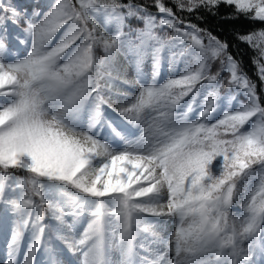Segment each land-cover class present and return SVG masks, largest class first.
I'll list each match as a JSON object with an SVG mask.
<instances>
[{"label": "snow or ice", "instance_id": "snow-or-ice-1", "mask_svg": "<svg viewBox=\"0 0 264 264\" xmlns=\"http://www.w3.org/2000/svg\"><path fill=\"white\" fill-rule=\"evenodd\" d=\"M221 4L234 8L229 19L264 24V0H178L188 11ZM155 6L159 21L118 0H53L28 17L0 0V222L12 224L2 264H39L38 250L49 255L43 264H64L51 258L53 240L76 254L71 264H264V95L238 74L226 42L182 26L162 0ZM129 18L145 27L132 29ZM9 23L26 24L24 39L10 38ZM237 39L256 49L264 83V29ZM13 41L25 46L23 58ZM101 47L103 60L94 55ZM174 48L183 71L163 84L154 71L149 82L141 62L150 57L155 69ZM120 56L136 79L114 93ZM106 96L116 98L119 123L103 108H112ZM145 124L130 138L128 125ZM240 199L243 211L230 213Z\"/></svg>", "mask_w": 264, "mask_h": 264}, {"label": "trees", "instance_id": "trees-1", "mask_svg": "<svg viewBox=\"0 0 264 264\" xmlns=\"http://www.w3.org/2000/svg\"><path fill=\"white\" fill-rule=\"evenodd\" d=\"M119 3L122 4H136L143 8H146L148 13L153 16L159 17V10L155 6L156 0H118ZM164 5L172 10V13L177 17L178 20L182 22V26L187 24H194L199 29L210 32L213 36L217 37L221 42H226L228 45V54L233 57V59L237 62L239 73L245 75L249 80L256 84L258 95H264V83L261 82L258 65L255 62L258 53L256 49L251 47L246 42H241L237 39L240 35H246L252 31H259L264 29V24L253 22L249 19H246L244 16H238L233 19H229L227 17L233 16L235 13L234 8H231L225 4H221L218 8H214L211 11L206 10L204 8H198L192 11L181 10L178 7V0H162ZM187 0H185V3ZM73 3H76V0H73ZM215 13V14H213ZM125 24L130 26L132 29H142L144 23L137 18H129L125 21ZM25 24L20 23L19 26L22 27ZM124 31H128V27H125ZM157 35L161 37H167L171 34L170 28L168 26H161L156 31ZM135 37H133L134 39ZM95 57H98L100 60L104 58L103 48H97L94 53ZM128 59L124 56H120L116 58V67L118 71L112 72V76L119 78L124 69L127 66ZM219 68L218 63H214L212 66V72L215 73ZM177 78V76H173L169 79ZM230 78V74L228 72H223L220 76L221 87L219 89L220 94L224 95L228 91L227 79ZM168 80V79H167ZM166 81V80H165ZM164 81V82H165ZM162 82V84L164 83ZM114 103H116V98L114 97ZM149 125L145 124L141 126L140 130L137 132L135 136H139L141 132L144 131V128H148ZM154 129H150V134ZM130 137V138H134ZM230 138V137H225ZM243 176V173H238L237 177H233L234 180L237 181V186L240 185V177ZM147 186V185H146ZM236 189H234V193ZM239 210V213L243 211V199H240L234 203ZM48 222L47 218L46 221ZM11 225V218L8 223L0 222V229L3 227H7ZM147 237H142L138 239V242H143ZM53 249H58L56 245V241L53 240L52 243Z\"/></svg>", "mask_w": 264, "mask_h": 264}, {"label": "rangeland", "instance_id": "rangeland-1", "mask_svg": "<svg viewBox=\"0 0 264 264\" xmlns=\"http://www.w3.org/2000/svg\"><path fill=\"white\" fill-rule=\"evenodd\" d=\"M12 2L17 5V9H18V11L21 12L22 15L24 13H27L28 17H30L34 12H46V11H48L47 5L52 3L53 0H12ZM161 18H162L161 14H159L158 18L156 17V19L158 21ZM163 18H167V17H163ZM26 19H27V17H26ZM22 24H24V23H22ZM24 27H26V24L23 25L22 27H20V26H17L15 24L9 23L8 30H9L10 38H11V36L19 35L21 39H24V33L22 32V29ZM144 27H145V25H143L142 29ZM13 43L17 45V47L19 48L20 53H21V58H23V55L26 54L25 46L20 44L19 41H13ZM27 50H30V46L28 47ZM180 52H181V50L179 48H174L171 50L165 49L161 53V60H160L159 66L157 68L154 69L152 59L149 57V58L144 59L141 62V64L139 65V71L144 74V76L149 80V82H151L153 72L155 71L157 73V82L162 84V82H164L165 80H167L173 76H177L178 70L181 72L183 71L184 65L182 63V57L180 56ZM174 55L176 57L175 60L173 59ZM136 72H137V68L132 63H130L128 60L127 66L124 69L122 75L119 78L113 76V78L115 79L116 82L112 86V91L114 93L130 92L131 91L130 87L128 85L124 84L123 81L124 80H128V81L135 80L136 79ZM101 83H104V81H101ZM190 95H191V93H189V96ZM114 97L115 96H111V97L106 96V99H108L109 102L112 104V108H108L107 105H104L103 108L106 111V113L108 114V116L113 121L119 123L120 121L123 120V118L122 117L118 118L116 113H114L112 111V109H115L118 107V105H115V103H114V99H113ZM0 99H2V97H0ZM184 99L187 100L188 97H185ZM199 99L200 98L198 97V100ZM238 99L242 102H246V99L243 96H239ZM119 106L127 107L126 104H121ZM191 118L195 119V115L191 116ZM124 123L127 124V122H124ZM140 128H141V126L128 125L127 130L131 133L130 137L135 136L137 134V132L140 130ZM109 131L110 130L105 129V135H107ZM137 199H139V198H137ZM229 212L230 213H239V210L236 207V205L233 204L230 206ZM11 227H12V225H8L3 230L0 229L1 230L0 231V264H2V262L6 259V243L10 240ZM83 227H86V222L83 225H81V228H80L81 231H83ZM157 231L159 234L164 235L163 232H160L159 230H157ZM166 232L168 235H171L172 233H174L175 232V225L169 224V226L166 229ZM55 241L58 244V250L52 252L51 258L61 260L64 262V264H71V262H75L77 259L76 254L69 252L66 245H64L62 241H59V240H55ZM150 241H151V237L147 236L146 240H144L143 243L145 245H147ZM26 243L27 242L25 241V245L22 246V249L20 252L19 258L21 261L23 259L24 252L26 251ZM117 243H118V235L113 240L114 248H113V251L111 252V257L114 260L119 259L118 249L115 248V245ZM174 254L175 253L173 252L171 255L174 256ZM48 259H49L48 253H45L42 250H38L37 255L35 257V260L37 262H39V264H43V262L47 261ZM259 259L260 258L257 257L258 261H259Z\"/></svg>", "mask_w": 264, "mask_h": 264}]
</instances>
